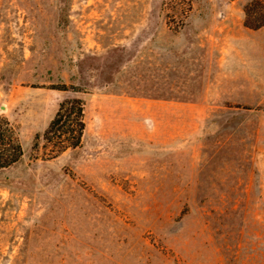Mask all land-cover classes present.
<instances>
[{
  "label": "rangeland",
  "instance_id": "374dc122",
  "mask_svg": "<svg viewBox=\"0 0 264 264\" xmlns=\"http://www.w3.org/2000/svg\"><path fill=\"white\" fill-rule=\"evenodd\" d=\"M249 1L0 0V115L23 150L0 169V264H264ZM67 97L81 144L44 160Z\"/></svg>",
  "mask_w": 264,
  "mask_h": 264
},
{
  "label": "trees",
  "instance_id": "16d2710c",
  "mask_svg": "<svg viewBox=\"0 0 264 264\" xmlns=\"http://www.w3.org/2000/svg\"><path fill=\"white\" fill-rule=\"evenodd\" d=\"M243 25L249 29L264 26V0H250L243 7ZM51 89L77 92L67 85L51 86ZM85 129L84 101L80 97H67L58 108L42 134L34 137L33 150L42 149L43 159L51 160L67 150L80 146ZM23 155L15 128L6 116L0 115V169L12 166Z\"/></svg>",
  "mask_w": 264,
  "mask_h": 264
},
{
  "label": "water",
  "instance_id": "95a60500",
  "mask_svg": "<svg viewBox=\"0 0 264 264\" xmlns=\"http://www.w3.org/2000/svg\"><path fill=\"white\" fill-rule=\"evenodd\" d=\"M3 108V107H2Z\"/></svg>",
  "mask_w": 264,
  "mask_h": 264
}]
</instances>
